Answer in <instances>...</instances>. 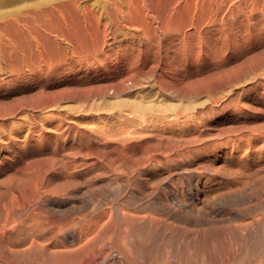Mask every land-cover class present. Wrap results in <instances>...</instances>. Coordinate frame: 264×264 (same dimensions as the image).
<instances>
[{"label": "bare ground", "instance_id": "6f19581e", "mask_svg": "<svg viewBox=\"0 0 264 264\" xmlns=\"http://www.w3.org/2000/svg\"><path fill=\"white\" fill-rule=\"evenodd\" d=\"M39 1L37 3L35 2L31 3L30 1H27L29 3L24 2L21 6L19 5L20 7H18V9H16L15 11L13 10L14 12L10 11V13L7 12L6 14L0 15V31L3 30L10 22L12 23L13 26L16 27V29L22 32L21 39L18 41H15L18 39V37H16L17 39H14V36L13 39L10 40L5 39L7 40L6 42L7 44H5V42L3 41L5 45V49L4 52L0 51V70L2 66L11 73L16 69L15 67L20 64L21 66H24L27 69H31L32 71H37L38 73H40L41 70L44 69L43 76L45 80H48L51 78L50 76V73L52 71L51 68L60 69L55 72L58 73L55 74V76L53 77V81H56V83L64 80L61 77V75L63 76L64 73L67 74L72 72L73 75L72 78L65 79L64 81L65 83H63L56 89L54 90L47 89V91L49 92H46V90L43 89V91H45V92L42 91L43 95L44 93H46V95L48 93V95L36 100V104L34 103L35 109L36 106L43 107L51 104L52 107L50 108H54L53 104H57L58 102H60V100L58 102L56 100L63 97L67 99H77L81 103L82 101L84 102L87 100L89 101L90 99L98 98L99 100L97 99V102L95 104L96 106L94 105L97 108V106L99 105L98 103L101 99H105L107 96L109 97L110 95H119L121 93H127L136 86L142 87V90L140 89V91L145 92V94L146 92L147 94L149 93L148 90L154 91V89H156L157 91H155V93L159 92L164 97H168V98L172 97V99L173 97L175 99L179 98L178 99L179 101L181 98H184L186 96L190 97V95L197 93L199 95V93H201V91L203 92L204 90H206V92L208 91L209 93L213 90L211 87H213L212 85L215 76L213 70L210 68V65H208L202 73H199V71L197 72L196 70L191 69L190 67L192 63L193 64L198 63V56L200 54V50L202 47L201 46L202 39L209 38L210 33L212 32L213 27L216 26L217 22L220 24L225 23L227 22L226 20H228L226 18L231 15L235 18L236 14L237 16H240V14H244L245 18L246 17L248 18L250 17L249 15H252L254 13L264 14V0H93L86 2L83 1L84 3H82V0H50L49 2L46 3H44L45 0L43 3H39ZM243 23H245V21ZM233 26H235V24ZM249 27H251V25ZM236 34H234V36ZM0 40L2 39L0 38ZM244 40L246 41V39ZM3 42L0 44H3ZM261 50H264V48H262ZM253 52H251L250 50V53ZM262 53H264V51H262ZM208 54L209 53H207V56H210ZM253 54L258 55L256 53ZM255 62L257 63V61ZM239 66L241 67V65ZM243 68L245 69V67ZM19 73H21V71ZM2 74H4V72ZM226 77H228V75ZM41 79L43 78L41 77ZM69 79L71 80L70 83L68 82ZM227 80L231 81V79L229 78ZM148 83H150V85H148ZM219 88L221 87L219 86ZM212 93L214 92L212 91ZM20 96H21L20 99H23L22 94ZM29 96L30 95H28V98ZM31 96H32L31 98L32 100L33 97H36L37 95L36 96L31 95ZM39 96H41V94ZM126 96L123 95V97L122 96L121 97L124 98ZM143 96L139 97L140 100L141 98H143ZM25 97L26 99H28L27 95ZM116 97L118 96H115L114 98ZM209 97L211 96L209 95ZM217 97L218 96H216L215 98ZM16 99H12L14 100L13 104L17 102V101L15 102ZM127 99L128 98H125L123 100L125 101ZM135 99L133 100L135 101ZM147 99L149 98H146V101ZM151 99H149L150 103L149 102L141 103L145 101L144 99H143L144 101L141 102L138 101V103L132 102L130 100V102L127 104L128 107L130 108L131 115L127 116L126 114V117L124 116V118L120 119V121L118 122H121V120L122 122L118 126L115 124V126L117 127L108 124V126L106 127L104 126L105 127L104 128V127H100L99 126L100 123H98V125L96 126H99V128L101 129L97 131V127H96L97 133L95 134H92L93 130L90 132V130L88 129L86 130V128H84L85 130L80 131L81 136L83 137L84 140L82 145H80L77 148L76 147L71 149L68 148V150L65 151L64 150L54 151L53 153H51V155L48 158L46 155L45 160L36 159L38 160L37 162H39V160H41L40 162H42V160L45 161L46 165L43 164L44 162L42 163L43 165L39 164L40 166L36 168V172L34 171V173H36V175L33 174V176L35 177V178L33 177L34 179L26 177L25 179L23 178L20 181L19 180L17 182L13 181L14 183L11 184L8 183L9 184L8 187L6 185L8 189L9 188L11 189L10 191H13V189L19 190L21 192V195L19 193L20 197L18 199L16 195L14 196V194L16 193V191H14V194L9 196L10 198L9 199L7 198L8 200H6L5 203L2 202L4 204V211L2 210L3 214L2 216L0 215L1 216L0 264H150L149 262H151L152 259H156L154 254L158 251V249H160L159 251H161V257L166 256L168 257L167 258L168 260L165 261L164 263L157 261V263L155 262L156 264H182L181 262L186 260L188 261V263L190 262L191 264H195L197 263V261H199V264H216L217 261L219 262L221 258L230 260L228 257H232V256H229V254L234 255L231 253V250L235 249L236 247L239 248V252L237 254L235 253L234 256L235 260L233 259V261H236L237 264L259 263L260 260L259 258H258V262L256 260H252L251 258H253L254 253H257L259 251V250L257 251L259 247L264 248V209L261 210V216L259 217L261 219V222L258 221L259 218L257 219L256 217H252L249 221L243 223L241 222L242 220L241 221L239 220L240 222L237 220L240 216H242V212H244V210L247 211L249 210L251 211L252 214V210H254L257 207L258 200H256L257 202L252 201V203L250 200H253L255 198L254 196L255 194H257L256 190L258 186L264 185V162L260 161L258 165L255 167L253 166L250 167L249 166L250 164L249 165L247 164L248 166L241 164L230 165L229 163H232L230 162V160L229 163L227 162L228 160L224 161L225 160L224 154L219 153L213 149L212 150L207 149L208 147L207 145L206 148H201V146H198V143H197L198 149H195L196 146L195 147L192 146V148L190 147L191 149H183L184 147L174 148V146L173 148H167L166 145L169 143V147H170L171 145L170 141L172 142L175 139V137L173 140L171 137H169L170 141L162 140L160 138L161 136H157L160 134H155L156 132L154 134L149 133L150 132L149 130L151 129L148 130L147 124L149 122L147 123L146 121L149 118L146 113L149 110H154V108H156L155 109L156 111L160 108L158 107V104H156L155 102L152 103ZM153 99H155L156 101V98ZM112 100L118 101L119 99L117 98ZM27 101L24 100L26 104ZM110 101L111 99H109L108 101L106 100L107 103L109 102L112 105L111 102L113 101L111 102ZM124 101L122 102L123 104H125ZM80 102H78L79 107L82 105V104L79 105ZM91 102L88 103L91 104ZM106 102L103 103L106 104ZM120 102L118 104H120ZM191 102L192 101L190 99V103ZM211 102L212 100L210 101V103ZM170 103L171 102H169V104ZM190 103H189L190 106L191 105L194 106L195 104V102H193L194 104L193 103L190 104ZM67 104L71 105L69 102ZM76 104L73 103V106L75 105V107L78 108ZM115 104L116 102L114 101V105ZM203 104L198 103V105H202V107ZM207 104L205 106H207ZM5 105L8 106L9 104L7 103ZM28 105L30 106L29 103ZM28 105L26 106L27 109H28ZM60 105H59V109L63 107V106L61 107ZM92 105L93 104H91V106ZM111 105L109 106L112 109L113 106ZM172 105L173 104H171L170 106ZM106 106L108 107V105ZM116 106L118 105H115L113 109ZM120 106L122 105L120 104ZM166 106L164 105V107ZM64 107L65 109L69 108L67 106ZM95 107L92 109H95V111H97ZM101 107L98 109H101ZM186 107L188 108L189 106L187 105ZM8 108L10 107H7L5 109H7L8 111ZM24 108H25V104H24ZM89 108H87V111H89ZM116 108L118 110L120 109L118 107ZM45 109L48 108L45 107L42 110ZM105 109L107 108H104V110ZM109 109L110 108H108L107 111L111 110ZM123 109L124 108H122L121 110ZM163 109L160 111L163 112L164 111ZM9 110L11 111V109ZM69 110L70 108L68 109V111ZM71 110L73 111V109ZM82 110L85 113L86 109H82ZM125 110L126 109H124L123 111ZM159 110L158 112H160ZM7 111L6 110L3 111L2 109L1 112L5 113ZM49 111L50 112L46 113L47 115L48 113H51V110ZM75 111L76 110H74V112ZM21 112H19V114H21ZM23 112L27 113L28 111L27 112L23 111ZM92 112L93 111H91V113ZM4 113H2V115ZM76 113L77 112H75V116ZM115 113L121 115L120 114L121 112L116 111ZM164 113H166V111H164ZM57 114H56V118L58 116ZM5 115L6 114H4V117H6ZM65 115L68 116V114ZM65 115L63 116L64 118ZM159 115H156V117ZM175 115L177 116L178 114L176 113ZM31 116L32 118H34L33 114ZM50 116H52V114ZM121 116H123V114ZM137 116L139 118H137ZM43 117L41 118V120L43 119ZM18 119L16 118L17 122ZM46 119L49 118L47 117ZM61 119L63 120V118ZM93 119H95V117ZM39 120L40 119H38V122ZM55 120L56 122L58 121L57 119ZM70 120H72V118ZM96 120L98 121V119H95V122ZM156 120H158V118ZM32 121L36 122L37 120L32 119ZM152 122H156V121L153 120ZM31 123L34 124V122ZM84 123H82V126ZM11 124L13 125V123H11L10 121V125ZM16 124L17 123L15 122L14 125ZM154 124L155 123H153L152 125ZM18 125L19 124H17V126ZM102 125L104 124L102 123ZM65 126L69 130L76 131V128L71 122ZM79 126L80 125H78V127ZM53 127L55 128V126ZM159 127L162 126L160 125ZM8 128H10L11 130V126ZM35 128H37V126H35ZM173 128H175V126ZM181 128L183 129V127ZM50 129L51 128H49V130ZM53 130L57 131L56 129ZM167 130L169 131V128ZM26 131L28 130L26 129ZM38 131H40V129ZM176 132H178V130ZM216 135L215 136L209 135V136L210 138H213V136L216 137ZM209 136L207 138H209ZM225 136H224L225 139L224 141H226ZM195 137L193 136V138ZM217 137H219V135H217ZM250 137H252V135ZM193 138L191 139L192 140L197 139V138L196 139ZM229 138L227 140H229ZM179 139L180 138H177V140ZM185 139H187V137ZM217 139L218 138H216V140ZM182 141L187 143V140H184V137ZM182 141L180 140V142ZM189 141L190 140L188 139V143ZM245 141L249 143L248 140ZM174 142H176V139ZM261 143L262 145H264V142ZM176 144H178V141L176 142ZM215 145L216 143L214 144V146ZM245 147L243 148L246 150L248 147L246 148ZM26 156L27 155H25L24 158ZM218 157L220 158L223 157L224 160L220 162H217L215 160L213 161L214 158L216 159ZM258 157H260V155ZM40 158H43V156ZM176 158H183V159L186 158L188 159L189 162L195 161L192 167L189 168L185 167V170H187L185 171V173L182 172L181 175H184L185 178L184 181L180 182L179 180L175 179L176 177L174 178L175 180L172 179L170 175L171 171L168 174H163L160 173L161 171L158 172L152 170L153 168L151 169V167H154L155 164L161 163L162 160L172 159L174 161V159ZM257 160L258 159H256V161ZM31 162L33 163V161ZM34 162L36 161L34 160ZM177 162H180V160H178ZM36 164L38 163H35V165ZM31 166L29 168H32ZM79 167L80 168L84 167L89 169L93 168V170L94 169L99 170L100 168L101 171L99 170V172H96V170H94L95 171L94 172L92 170L93 171L92 173H94L93 175L94 176L98 175L97 177L100 176L101 178H103L104 182L107 183V185H105L107 187L110 181L114 183H110L109 186L111 187L109 189L106 188L108 189L107 191L105 190L106 193L103 192L104 193L103 194L101 192L102 193L101 197L99 196L101 194L95 195L96 200L94 199V201L92 202L89 199L90 197L88 198V194H87L88 192H86L88 199L86 197H85L86 199L81 198L78 196L80 193H77L78 195L75 193L77 192V190H79L77 189L78 182L74 180L75 178L73 179L72 177L73 172L77 168L79 169ZM156 167L158 168V166ZM23 168L24 166L21 167L20 170ZM29 168L27 167V169ZM15 170L16 168H14V171ZM6 171H8V168ZM181 171L183 170L181 169ZM16 172L17 171L12 173L15 175L14 177L17 179L16 175L18 173ZM50 172L56 174L53 180L49 178L50 176L48 177V173ZM7 174H10V172ZM52 174L50 175L52 176ZM4 175H6V173ZM87 175L85 178H87ZM25 176L23 175V177ZM94 176L92 178L88 176V178H90L89 180L91 179L94 180L95 178H97V177L94 178ZM6 177H8V175H6ZM10 177H12V175ZM184 178L182 176L181 179ZM9 180L10 179H8V181ZM102 181L100 182V184L101 183L105 184ZM9 182H11V180ZM87 182L88 181H86V184ZM0 184L2 186L3 183ZM93 185L91 184L90 187L92 188ZM157 185L158 186L160 185V188L162 186L163 189L161 190L162 192L158 191L160 188L157 190ZM87 186H85V188ZM94 187H99V185ZM95 189L96 188L92 190L93 194L91 195L93 196L95 194L94 191H96ZM99 189H101V187H99ZM98 191H102V189L97 190V192ZM261 195L262 198H264V193L260 194V196ZM98 196L100 198L97 199ZM1 201H5V200L3 199ZM244 201H250V202L249 203L247 202L248 204L246 206L238 205L237 207L236 205H234V207L232 206V208L230 209H228L227 207L226 208L227 210L225 212L223 211L228 204L229 205L231 203L238 204V203H243ZM258 204L264 206L260 204V202ZM2 211L0 212L2 213ZM255 211L256 210H254V212ZM258 212L259 211L255 213L258 214ZM245 216H247L246 212H245ZM230 219L232 220L237 219L236 220L237 222L231 221ZM209 220H215L217 222L224 220L226 222V220H230V223L232 222V224L234 225V229H232L233 227L231 228L229 226L233 230V234L235 236L233 237V240L235 238L234 243H232L233 242L232 239H229L230 238L229 236H227L226 234L224 235L223 233L222 235L220 233L221 232L220 229H219L220 231L219 234L222 235L221 237L223 238L224 243L223 240H221V242L219 243L224 244L223 245L224 248L222 247L223 250L221 248L216 249L215 247H212V245L208 244V241H210V239L207 236H205L206 233L204 231L203 232L205 233V235L203 233L202 238L201 237L199 238V233H200L199 232L197 238L195 235L196 233L193 234L192 231H188L187 229H185L184 231L182 230L175 231L173 229L177 227V223L179 222H184L187 223L188 225L195 223H206ZM209 222L211 223V221ZM169 224L172 225V227L170 226L171 228L169 227ZM228 224L226 226H228ZM187 225L186 227L189 226ZM198 225L200 226L201 224ZM255 226L258 228V234L255 233ZM190 227L191 225L189 226V230ZM209 228H211V226ZM195 229L193 230L194 232H196ZM167 230L170 231H168L167 233ZM205 231H207V229ZM231 232L229 231V233ZM208 233L209 232H207V234ZM230 236L232 237V234ZM221 237L219 238L221 239ZM217 238L218 237L215 238L216 241H218ZM212 240H214V238ZM231 243L234 244L235 247L233 246L232 248ZM153 256L154 258H152ZM156 256L159 255L156 254ZM166 257L163 259H166ZM256 257L258 256H255V258ZM260 257L262 258L261 263L264 264V255L261 254ZM222 260L225 262L224 259ZM155 263L153 262L152 264Z\"/></svg>", "mask_w": 264, "mask_h": 264}, {"label": "rangeland", "instance_id": "374dc122", "mask_svg": "<svg viewBox=\"0 0 264 264\" xmlns=\"http://www.w3.org/2000/svg\"><path fill=\"white\" fill-rule=\"evenodd\" d=\"M27 1H30L31 3H34L35 1L34 0H0V15H3V14H6L7 12L8 13H10V11L11 12H14L16 9H18V7H20L24 2L26 3ZM32 1H34V2H32ZM39 0H37L35 3H37ZM50 0H45V2H44V0H40L39 1V3H46V2H49ZM86 2V1H93V0H82V3H84V2ZM27 3H29V2H27ZM20 5V6H19ZM6 7V8H5ZM14 10V11H13ZM261 15V16H260ZM250 17H246L245 18V15L244 14H240V16H237V14L235 15V18L231 15V16H229V17H227L226 19H228V20H226L227 22H225V23H222V24H220V23H218L217 22V24H216V26H214L213 27V29H212V32L210 33V36H209V38H204V39H202V41H201V50H200V54H199V56H198V63L197 64H191L190 65V67H191V69H194V70H196L197 72L199 71V73H202L205 69H206V67L208 66V65H210V68L213 70V73H214V81H213V87H211L212 89V91L214 92V93H212V91L211 92H209L208 93V91L206 92V90H204L203 92L201 91V93H199V95H198V93L197 94H193V95H190V97H188V96H186V97H184V98H181L180 99V101L178 100L179 98H174L173 97V99H172V97H164L163 95H161L159 92H157V93H155V91H157L156 89H154V91H150V90H148V94L150 95H148L147 94V92H146V94H145V92H143V91H140V89L142 90V87H138V86H136V87H134L133 89H131L129 92H127V93H121V94H119V95H110L109 97L107 96L105 99H101L100 101H99V107L97 106V108L95 107L96 105V102H97V99H90L89 101L87 100V101H82V103L80 102V101H78L77 99H67V98H59V99H57L56 101L58 102L59 100H60V102H55V103H57V104H53V107L54 108H50V107H52V104L51 105H47V106H49V107H47V106H43V107H37L36 106V109L38 110V112H37V110L34 108L35 106V104H36V100H38V99H40V98H43L44 96H47L48 95V93H47V95H46V93H44V95H43V92H45V91H43V89H45L46 90V92H49V91H47V89L48 90H54V89H56L57 87H59L60 85H62L63 83H65L64 81H65V79H68V78H72V72L71 73H64L63 74V76L61 75V77L64 79V80H62V81H60V82H58V83H56V81H53V77L55 76V74H57V73H55L56 71H58V70H60V69H53V68H51V73H50V76H51V78L50 79H48V80H45V78H44V69H42L41 70V72L40 73H38L37 71H32L31 69H27V68H25L24 66H21L20 64V66L19 65H17L15 68V70L13 71V72H9V71H7V69H5V68H3L2 66H1V72L3 73L4 72V74H2L1 72H0V109H1V111H2V109H3V111L4 110H6L7 111V109H5V108H7V107H10V108H8V113L7 112H1L0 114L2 115V113H4V114H6L5 116L6 117H4V114L1 116V118H0V183H3L2 184V186H1V184H0V202L2 203V202H6V200H8L10 197L9 196H11V195H13L14 194V191H16V193L14 194V196L16 195V197L19 199V197H20V195H21V192L19 191V190H15V189H13V191H10L11 189L9 188H7L8 187V185L9 184H11V183H14V182H17L18 180L20 181L21 179H25L26 177H28V178H33L34 176H33V174L34 175H36V173H34V171L36 172V168L37 167H39L40 165H43V164H45L46 165V163H45V161H43V160H45V158H46V155H47V158L51 155V153H53L54 151H65V150H68V148H77V147H79L80 145H82V143H83V137L81 136V130H85L84 128H86V130L88 129V130H90V132L92 131V134H95V133H97V131H99V129H101V128H99V126L100 127H106V126H108V124H111V125H113L114 127H117L119 124H121V122H122V120H121V122H118V121H120V119H122V118H124V116L126 117V114H127V116H129V115H131L130 114V108L128 107V104L127 103H129L130 102V100L132 101V102H136V103H138V101L139 102H141V101H144V102H141V103H150V100L149 99H151V102L152 103H156V104H158V107H162V104H163V107L160 109V110H162L163 108V110L164 111H166V113H164V111L163 112H161L159 109V111L160 112H158V110L156 111L155 109L156 108H154V110H149L146 114H147V116H148V120L146 121L148 124V130L149 129H151V130H149L148 132L149 133H155V134H160V135H157V136H161L160 138L162 139V140H168V141H170V138L169 137H171L172 138V140L174 139V137H175V139H176V142L178 141V144H176V142H174L175 141V139L171 142L170 141V143H171V145H170V147H169V143L166 145V147L167 148H173V146H174V148L175 147H177V148H183V149H191L192 148V146L193 147H195V149H198L197 147L198 146H201V148H206L207 146V149H213V150H215V151H217V152H219V153H222V154H224V159H223V157H218V158H214L213 159V161L215 160V161H217V162H220V161H222V160H224V161H227L228 163H229V160H230V162H232V163H229L230 165H233V164H235V165H246V166H248L249 164V166L250 167H255V166H257L258 165V163L261 161V162H264V159H262V158H264V145H262V143L261 142H264V138H262V137H264V136H262V135H264V64H262V63H264V61H262V60H264V55H262V54H264V53H262V51H264V50H261L262 48H264V43H262V42H264V17H262V16H264V14H261V13H254V14H252V15H249ZM254 16V17H253ZM258 17V18H257ZM232 18H233V20H232ZM242 18V19H241ZM237 19V20H236ZM237 22H235V21ZM239 20V21H238ZM249 20H250V22H249ZM254 20V21H253ZM245 21V23H243ZM262 21V22H261ZM232 22V23H231ZM235 22V23H234ZM259 22V23H258ZM242 23H243V25H242ZM254 23H257V24H254ZM229 24H230V26H229ZM235 24V26H233ZM239 24V25H238ZM222 25V26H221ZM238 25V26H237ZM251 25V27H249ZM254 25V26H253ZM256 25H258V26H256ZM9 26H10V28H9ZM232 26H233V28H232ZM240 26V27H239ZM9 29H8V28ZM222 27V28H221ZM228 27V28H227ZM242 27V28H241ZM245 27V28H244ZM14 28V29H13ZM245 30H244V29ZM256 28V29H255ZM261 28V29H260ZM217 29V30H216ZM253 29V30H252ZM228 32H227V31ZM4 31H6V32H4ZM227 33H226V32ZM234 31V32H233ZM251 31V32H250ZM220 32V33H219ZM245 32V33H244ZM261 32V33H260ZM5 33V34H4ZM17 33H18V35H17ZM236 33H238V34H236ZM8 36H7V35ZM234 34H236L235 36H234ZM257 34H258V36H257ZM260 34V35H259ZM2 35V36H1ZM11 35V36H10ZM16 35V36H15ZM21 35H22V32H20L18 29H16V27L15 26H13L12 25V23H8V25L3 29V30H1L0 31V38L2 39V40H0V43H2L3 41L5 42V44H7L6 42H7V40L9 39H13V36H14V39H17L16 37H18V39L17 40H15V41H18V40H20L21 39ZM227 35V36H226ZM20 36V37H19ZM237 37V38H236ZM248 37V38H247ZM261 37V38H260ZM241 38V39H240ZM252 38V39H251ZM5 39H7V40H5ZM228 39H229V41H228ZM244 39H246V41L244 40ZM259 39V40H258ZM212 40V41H211ZM262 41V42H261ZM4 42H3V44H0V46L2 47H0L1 48V50L0 51H3L4 52V49H5V45H4ZM216 42V43H215ZM239 44H238V43ZM253 44H252V43ZM246 43H249V44H246ZM259 43H261V44H259ZM258 44V45H257ZM4 45V46H3ZM251 46V47H250ZM253 46V47H252ZM255 46V47H254ZM208 47V48H207ZM243 47V48H242ZM245 48V49H244ZM253 49V50H252ZM256 49V50H255ZM250 50H251V52H253V53H256V54H258V55H254L253 53H250ZM261 50V51H260ZM209 51V52H208ZM203 53V54H202ZM207 53H209L208 55H210V56H207ZM228 53V54H227ZM261 53V54H260ZM219 54V55H218ZM261 56V57H260ZM259 60V61H258ZM255 61H257V63L255 62ZM210 63V64H209ZM217 63V64H216ZM250 64V65H249ZM239 65H241V67L239 66ZM236 66V67H235ZM19 67V68H18ZM21 67H22V69H21ZM222 67V68H221ZM232 67V68H231ZM243 67H245V69L243 68ZM26 70H25V69ZM230 68V69H229ZM237 68V69H236ZM19 69V70H18ZM200 69V70H199ZM241 69H243V70H241ZM239 70V71H238ZM16 71V72H15ZM21 71V73H19ZM29 71V72H28ZM7 72H8V74H7ZM256 72V73H255ZM32 73V74H31ZM225 73V74H224ZM241 73V74H240ZM247 73V74H246ZM255 73V74H254ZM228 75V77H226L227 75ZM246 74V75H245ZM2 75H3V77H2ZM8 78H7V77ZM41 77L43 78V79H41ZM232 77V78H231ZM236 77V78H235ZM225 78V79H224ZM231 79V81H229V80H227V79ZM235 78V79H234ZM69 79V83L71 82V80ZM20 80H22V81H20ZM42 80V81H41ZM224 80V81H223ZM227 80V81H226ZM225 82V83H224ZM229 82V83H228ZM221 83H223V84H221ZM215 84V85H214ZM148 85H150V83H148ZM218 86V88H217V86ZM38 86V87H37ZM219 86L222 88H219ZM25 87V88H24ZM35 87V88H34ZM39 88V89H37V88ZM42 87V88H41ZM216 87V88H215ZM28 88V89H27ZM23 89V90H22ZM26 89V90H25ZM42 89V90H41ZM147 89H149V88H147ZM220 89V90H219ZM3 92H2V91ZM31 90V91H30ZM137 92H136V91ZM21 91V92H20ZM28 91V92H27ZM43 91V92H42ZM134 91V92H133ZM216 91V92H215ZM18 92V93H17ZM154 92V93H153ZM206 92V93H205ZM26 93V94H25ZM28 93H30V94H28ZM32 93V94H31ZM34 93H35V95H34ZM37 93V94H36ZM134 93V94H133ZM153 93V94H152ZM211 93V94H210ZM10 94V95H9ZM16 94V95H15ZM22 94V97H23V99H20L21 98V95ZM41 94V96H39V95ZM138 94V95H137ZM145 94V95H144ZM201 94V95H200ZM204 94V95H203ZM207 94V95H206ZM214 94V95H213ZM216 94V95H215ZM219 94V95H218ZM19 95V96H18ZM24 95V96H23ZM27 95V98H28V95H33V96H36V97H33V99L31 100V98H32V96L30 97L29 96V98L28 99H26V96ZM123 97V95L124 96H126V97H124V98H122L121 96ZM133 95V96H132ZM138 97H137V96ZM146 97V98H149V99H147V101H146V98L144 97V96ZM155 96V97H153V96ZM198 95V96H197ZM209 95L212 97H209ZM39 96V97H38ZM115 96H118V97H116V98H114ZM120 96V97H119ZM140 96H143V98H141V100H140ZM148 96V97H147ZM162 96V97H161ZM195 96V97H194ZM216 96H218L217 98H215ZM11 97H13V98H10ZM38 97V98H37ZM112 97V98H111ZM158 97V98H157ZM8 98V99H7ZM17 98V99H16ZM35 98V99H34ZM119 99L120 101H121V99H122V101L120 102L119 100L117 101V100H114L115 102H116V104L115 105H118V106H116V107H118V108H120L119 110L115 107L114 109H113V107L115 106L114 105V101L112 100V99ZM125 98H128L127 100H123V99H125ZM130 98V99H129ZM136 98V99H135ZM137 98H139V99H137ZM153 98H156V101H155V99H153ZM160 98V99H159ZM167 98V99H166ZM207 98V99H206ZM211 98V99H210ZM219 98V99H218ZM3 99H4V101H3ZM6 99V100H5ZM12 99H16L15 100V104H13V102H14V100H12ZM18 99H20V100H18ZM65 99V100H64ZM109 99H111V101H113V102H111L112 103V105L108 102H106V100L108 101ZM133 99H135V101L133 100ZM144 99V100H143ZM163 99V100H162ZM164 99H166V100H164ZM190 99H191V103H190ZM217 99V100H216ZM9 100V101H8ZM24 100H28L27 101V104H26V102H24ZM62 100V101H61ZM73 102H72V101ZM80 102L79 103V105L80 104H82V105H84V106H78V102ZM93 100V101H92ZM94 100H95V102H94ZM99 100V99H98ZM104 100V101H103ZM129 100V101H128ZM137 100V101H136ZM149 100V101H148ZM159 102H161V103H159ZM173 100V101H172ZM176 100V101H175ZM187 100V101H186ZM207 100H209V101H207ZM212 100V102L210 103V101ZM215 100V101H214ZM77 103H75V102ZM92 101V102H91ZM106 102V104L105 103H103V102ZM124 101V103L125 104H123L122 102ZM128 101V102H127ZM164 103H163V102ZM202 101H203V103H202ZM205 101V102H204ZM207 101V102H206ZM216 102V103H214V102ZM70 103L71 105H69V104H67V103ZM72 102V103H71ZM91 102V104H93L92 106H91V104H89V103ZM94 102V103H93ZM120 102V104L122 105V106H120V104H118ZM158 102V103H157ZM169 102H171L170 104H169ZM193 102H195V104L193 103ZM9 104L8 106L7 105H5V104ZM11 103V104H10ZM28 103L30 104V106L28 105ZM35 103V104H34ZM61 105H60V104ZM63 103V104H62ZM73 103L74 104H76V106H78V108H80V109H78L77 107H75V105L73 106ZM88 103V104H87ZM167 103H168V105H167ZM185 103V104H184ZM189 103L190 104H194V106H190L189 105ZM198 103L200 104H203V107H202V105H198ZM208 103V104H207ZM211 105H210V104ZM4 106H3V105ZM24 104H25V108L27 109V105H28V109L26 110L25 108H24ZM126 104H127V107H126ZM161 104V105H160ZM171 104H173L172 106H170ZM175 104V105H174ZM189 106L188 108L186 107L187 105ZM207 104V106H205ZM20 105H22V106H20ZM55 105V106H54ZM59 105L62 107L61 109H59ZM87 105V106H86ZM88 105H90V106H88ZM95 105V106H94ZM105 105V106H104ZM106 105H108V107L106 106ZM109 105H111V106H113L112 107V109H113V111H112V109H111V107L109 106ZM160 105V106H159ZM164 105L166 106V107H164ZM178 107H177V106ZM184 105V106H183ZM186 105V106H185ZM208 105H210L211 106V108H210V106H208ZM20 106V107H19ZM64 106H67V107H69L70 108V110L68 111V109L69 108H66L65 109V107ZM73 106V107H72ZM97 109V111H95V109H92V108H94V107ZM102 106V107H101ZM120 106V107H119ZM174 106H176V107H174ZM183 106V107H182ZM212 106H214V107H212ZM12 107V108H11ZM31 107H33V108H31ZM48 108V109H45V110H42L43 108ZM85 107V108H84ZM89 107H91V108H89ZM101 107V109H98V108H100ZM124 108V109H126L125 111H123V110H121L122 108ZM157 107V106H156ZM167 107H169V108H167ZM191 107V108H190ZM201 107V108H200ZM205 107H206V109H205ZM209 107V108H208ZM14 108V109H13ZM18 108V109H17ZM87 108H89V111H87ZM104 108H107V109H105L104 110ZM108 108H110L109 110L110 111H107L108 110ZM199 108V109H198ZM204 108V109H203ZM212 108H213V110H212ZM9 109H11V111L9 110ZM32 109V110H31ZM40 109V110H39ZM65 109V110H64ZM71 109H73V111L71 110ZM82 109H86L85 110V113H84V111L82 110ZM117 109V110H116ZM167 109V110H166ZM178 109H180V110H178ZM201 109V110H200ZM17 110V111H16ZM31 110V111H30ZM49 110H51V113H48V115L46 114L47 112H50ZM54 110H56V111H54ZM74 110H76L75 112H77L76 113V116H75V112H74ZM79 110H81V111H79ZM129 110V111H128ZM178 110V111H177ZM14 111H16V112H14ZM23 111H28L27 113H25V112H22ZM36 111V112H35ZM44 111H45V113H44ZM59 111V112H58ZM73 113H72V112ZM91 111H93L92 113H91ZM109 112V113H107V112ZM121 112L120 114L122 115L123 114V116H121V115H119L118 113H115V112ZM156 111V112H155ZM203 111V112H202ZM209 111V112H208ZM10 112H12V113H10ZM19 112H21V114H19ZM30 112V113H29ZM39 112H40V114H39ZM42 112V113H41ZM54 112H55V114H54ZM62 112V113H61ZM66 112V113H65ZM69 112V113H68ZM80 112V113H79ZM96 112V113H95ZM111 112V113H110ZM160 114H158V113ZM180 112V113H179ZM182 112V113H181ZM201 112V113H200ZM11 115H10V114ZM17 113V114H16ZM45 114V116H44V114ZM58 113V114H57ZM72 113V114H71ZM100 113V114H99ZM105 113V114H104ZM114 113V114H113ZM125 113V114H124ZM149 113V114H148ZM151 113H152V115H151ZM155 115H154V114ZM164 113V114H163ZM168 113V114H167ZM173 113V114H172ZM177 113L178 115L176 116L175 114ZM184 113V114H183ZM210 113V114H209ZM7 114H9V115H7ZM12 114H14V115H12ZM21 116H19V115ZM27 114V115H26ZM29 114V115H28ZM34 115L33 117L34 118H32V116L31 115ZM39 114V115H38ZM42 114V115H41ZM52 114V116H50V115ZM56 114L58 115L57 116V118H56ZM65 114H68V116L67 115H65ZM88 116H87V115ZM99 114V115H98ZM139 114H140V112H139ZM145 114V113H144ZM202 114V115H201ZM24 115V116H23ZM27 117H26V116ZM41 115V116H40ZM53 115H55V116H53ZM65 115V118L63 117ZM79 115V116H78ZM104 115V116H103ZM154 115V116H153ZM156 115H159L160 116V118H159V116H157L156 117ZM162 115V116H161ZM164 115V116H163ZM165 115H166V117H165ZM175 115V116H174ZM205 117H204V116ZM209 115V116H208ZM14 116H15V118H14ZM22 116H23V119H22ZM37 116V117H36ZM39 116V117H38ZM44 116V117H43ZM62 116V117H61ZM93 116V117H92ZM97 116V117H96ZM100 116H102V117H100ZM143 116V115H142ZM141 116V117H142ZM147 116H146V118H147ZM151 116V117H150ZM180 116V117H179ZM4 117V118H3ZM29 117V118H28ZM43 117V119L41 120V118ZM48 117L49 119H46V118ZM52 117H54V118H52ZM60 117V118H59ZM79 117H81V118H79ZM85 117V118H84ZM95 117V119H98V121L96 120V122H95V119H93ZM105 117V118H104ZM121 117V118H120ZM140 117V118H141ZM144 117H145V115H144ZM156 117V118H155ZM12 118V119H11ZM14 118V119H13ZM16 118L18 119V122L16 121ZM21 118V119H20ZM36 118V119H35ZM59 118V119H58ZM61 118H63V120L61 119ZM68 118H69V120L72 118V120H68ZM74 118V119H73ZM90 118V119H89ZM92 118V119H91ZM101 118H103V119H101ZM137 118H139L138 116H137ZM158 118V120H160V121H158V120H156ZM161 118H162V120H161ZM3 119V120H2ZM25 119V120H24ZM31 119V120H30ZM32 119L33 120H37L36 122L35 121H32ZM38 119H40L39 120V122H38ZM52 119V120H51ZM55 119H57L58 121L56 122V120ZM61 119V120H60ZM79 119V120H78ZM82 119V120H81ZM88 119V120H87ZM119 119V120H118ZM203 119V120H202ZM13 120H15V121H13ZM22 120H23V122H22ZM31 122H34V124L33 123H31ZM81 120V121H80ZM94 120V121H93ZM99 120H100V122H99ZM109 120V121H108ZM114 120V121H113ZM153 120H155L156 122H152ZM10 121H11V123H13V125L11 124L10 125ZM29 123V125H28V123ZM85 123H84V122ZM86 121H88V122H86ZM161 121H162V123H161ZM164 121H166V122H164ZM15 122L17 123V124H19L18 126H17V124L16 125H14L15 124ZM26 122V123H25ZM48 122H49V124H48ZM56 124H55V123ZM61 122V123H60ZM72 123L73 125H74V127L76 128V131H72V130H69L65 125H67L68 123ZM81 124H80V123ZM94 122V123H93ZM107 122H109V123H107ZM207 122H210V123H207ZM20 123H22V124H20ZM39 125H37V124ZM40 123H41V125L42 126H44V127H42L41 125H40ZM46 123V124H45ZM52 123V124H51ZM57 123H58V125H57ZM80 125L79 127H78V125ZM82 123H84L83 124V126H82ZM89 123V124H88ZM98 123H100L99 124V126H96V125H98ZM102 123L104 124V125H102ZM107 123V124H106ZM153 123H155L154 125H152ZM201 123V124H200ZM3 124V125H2ZM7 124H9V125H7ZM24 124H26V125H24ZM55 124V125H54ZM62 124H63V126H62ZM91 124V125H90ZM115 124L117 125V126H115ZM151 124V125H150ZM158 124V125H157ZM163 124H164V126H163ZM166 124V125H165ZM207 124V125H206ZM254 124V125H253ZM4 125H6V126H4ZM34 125V126H33ZM76 125V126H75ZM152 126V127H150V126ZM162 126V127H159V126ZM182 125V126H181ZM185 125V126H184ZM206 125V126H205ZM250 125V126H249ZM11 126V130H10V128H8V127H10ZM35 126H37V128H35ZM41 126V127H40ZM53 126H55V128L53 127ZM60 126V127H59ZM95 126V127H94ZM175 126V128H173ZM204 126V127H203ZM209 126V127H208ZM5 127V128H4ZM12 127H13V129H12ZM15 127V128H14ZM19 127V128H18ZM24 127V128H23ZM26 127V128H25ZM34 127V128H33ZM45 127H49V128H53V129H56L57 131H54L53 129L51 130H49V128H48V130H47V128H45ZM89 127V128H88ZM91 127V128H90ZM94 127V128H93ZM96 127H97V131H96ZM104 127V128H105ZM164 127V128H163ZM178 127V128H177ZM180 127V128H179ZM181 127H183V129L181 128ZM191 127V128H190ZM195 127V128H194ZM198 127H200V128H198ZM202 127V128H201ZM212 127V128H211ZM33 128V129H32ZM42 128V129H41ZM159 128V129H158ZM169 128V131L167 130ZM197 128V129H196ZM207 128V129H206ZM3 129V130H2ZM26 129L28 130V131H26ZM31 129V130H30ZM37 129V130H36ZM40 129V131H38ZM66 129V130H65ZM95 129V130H94ZM155 131H154V130ZM158 129V130H157ZM179 129H181V130H179ZM200 129V130H199ZM211 129V130H210ZM7 130V131H6ZM9 130V131H8ZM14 130V131H13ZM23 130V131H22ZM36 130V131H35ZM161 130V131H160ZM164 130H166V131H164ZM174 130V131H173ZM178 130V132H176ZM184 131V133H183V131ZM196 130H198V131H196ZM3 131V132H2ZM43 131V132H42ZM62 131V132H61ZM158 131V132H157ZM171 131V132H170ZM173 131V132H172ZM180 131H181V133H180ZM189 131V132H188ZM208 131V132H207ZM3 133V135H2V133ZM10 132V133H9ZM24 132H26V133H24ZM37 132H38V134H37ZM94 132V133H93ZM170 132V133H169ZM174 132H175V134H174ZM187 132V133H186ZM195 132V133H194ZM198 132H199V135H198ZM204 132V133H203ZM6 133V134H5ZM12 133V134H11ZM40 133V134H39ZM45 133V134H44ZM55 133H57V134H55ZM60 133V134H59ZM77 133V134H76ZM164 133V134H163ZM178 133H179V135H178ZM194 133V134H193ZM201 133H202V135H201ZM205 133H206V135H205ZM212 133V134H211ZM216 133H217V135H219V137L221 138V140L223 141V143H222V141L220 140V138L219 137H217V135H216ZM219 133V134H218ZM221 133H222V135H221ZM224 133H225V135H224ZM12 136H11V135ZM13 134H14V136H13ZM16 134V135H15ZM169 135V136H167V135ZM172 134V135H171ZM260 134H261V136H260ZM9 135V136H8ZM21 135V136H20ZM174 135V136H173ZM179 137H178V136ZM181 135V136H180ZM183 135V136H182ZM190 135H192V136H190ZM195 135H196V137H195ZM209 135H216V137H214L213 136V138H210V136ZM228 135H229V137H228ZM234 135H235V137H234ZM241 135V136H240ZM242 135H244V136H242ZM252 135V137H250ZM3 136V137H2ZM5 136V137H4ZM16 136V137H15ZM18 136V137H17ZM25 136H27V137H25ZM68 136V137H67ZM76 136V137H75ZM163 136V137H162ZM167 136V137H166ZM173 136V137H172ZM176 136H177V138H180L179 140H177V138H176ZM193 136L195 137V138H193ZM201 136V137H200ZM204 136V137H203ZM209 136V138H207ZM224 136H225V138H226V141H224L225 139H224ZM240 136V137H239ZM247 136V137H246ZM8 137H10V138H8ZM11 137H13V138H11ZM45 137V138H44ZM183 137H184V140H187V143H185L184 141H182V139H183ZM187 137V139H185ZM189 137H191V138H193V139H196V140H192L191 138H189ZM202 138V139H200V138ZM250 138V140H249V138ZM259 137V138H258ZM5 138V139H4ZM8 138V139H7ZM37 140H36V139ZM75 138H76V140H75ZM164 138V139H163ZM216 138H218L217 140H216ZM229 138V140H227ZM236 138V139H235ZM238 138V139H237ZM2 139H4V140H2ZM7 139V140H6ZM22 139V140H21ZM72 139V140H71ZM82 139V140H81ZM188 139L190 140L189 141V143H188ZM199 139V140H198ZM208 139H209V141H208ZM214 139H215V141H214ZM234 139V140H233ZM243 139V140H242ZM248 140V142L249 143H247V141H245V140ZM256 139V140H255ZM258 139V140H257ZM261 139V140H260ZM32 140V141H31ZM36 140V141H35ZM74 140V141H73ZM180 140L182 141V142H180ZM201 140V141H200ZM203 140V141H202ZM206 140H207V142H206ZM214 142H213V141ZM237 140H238V142H237ZM240 140H242V141H240ZM252 140H253V142H252ZM255 140V141H254ZM58 141V142H57ZM195 141V142H194ZM220 143H218V142ZM230 143H229V142ZM231 141H233V142H231ZM235 141V142H234ZM192 142H193V144H192ZM206 142V143H205ZM209 142H210V144H209ZM245 142V143H244ZM256 142H258V143H256ZM74 143V144H73ZM77 143V144H76ZM174 143V144H173ZM182 143V144H181ZM191 143V144H190ZM195 143V144H194ZM197 143H198V146H197ZM201 143V144H200ZM203 143V144H202ZM212 143V144H211ZM216 143V145L214 146V144ZM227 143H229V144H227ZM251 143V144H250ZM61 144V145H60ZM173 144V145H172ZM176 144V145H175ZM182 146H181V145ZM185 144H187V145H185ZM205 144V145H204ZM236 144H238V145H236ZM243 144V145H242ZM254 146H253V145ZM71 145V146H70ZM74 145V146H73ZM184 145V146H183ZM207 145V146H206ZM248 147L246 150L243 148V147ZM256 145V146H255ZM2 146V147H1ZM64 146V147H63ZM186 146V147H185ZM205 146V147H204ZM209 146H210V148H209ZM212 146V147H211ZM231 148H230V147ZM235 146V147H234ZM243 146V147H242ZM11 147V148H10ZM63 147V148H62ZM67 147V148H66ZM191 147V148H190ZM242 147V148H241ZM245 147V148H246ZM260 147V148H259ZM65 148V149H64ZM215 148V149H214ZM241 148V149H240ZM262 148V149H261ZM9 149V150H8ZM13 149V150H12ZM21 149V150H20ZM34 149V150H33ZM43 149V150H42ZM194 149V148H193ZM229 149V150H228ZM238 149H239V151H238ZM243 149V150H242ZM257 149V150H256ZM259 149V150H258ZM17 150V151H16ZM29 150V151H28ZM228 150V151H227ZM231 150V151H230ZM15 151H16V153H15ZM19 151V152H18ZM234 151V152H233ZM241 151V152H240ZM259 151V152H258ZM261 151V152H260ZM11 152V153H10ZM246 154H245V153ZM253 152V153H252ZM254 152H256V153H254ZM21 153V154H20ZM23 153V154H22ZM48 153H50V154H48ZM227 153H229V154H227ZM239 153V154H238ZM241 153V154H240ZM252 153V154H251ZM30 154V155H29ZM44 154V155H43ZM260 155V157H258L259 155ZM25 155H27L25 158H24V156ZM38 155V156H37ZM232 155V156H231ZM238 155H240V156H238ZM242 155V156H241ZM243 155H244V157H243ZM247 155H249V156H247ZM253 155V156H252ZM254 155H256V156H254ZM22 156V157H21ZM33 156H34V159H33ZM43 156V158H40V157H42ZM230 156V157H229ZM20 157V158H19ZM38 157V158H37ZM232 157V158H231ZM234 157V158H233ZM242 157V158H241ZM250 157V158H249ZM254 157H256V158H254ZM258 157V158H257ZM8 158V159H7ZM30 158V159H29ZM236 158V159H235ZM240 158V159H239ZM31 159H33V160H31ZM36 159H43L42 160V162H40L41 160H39V162H37L38 160H36ZM239 159V160H238ZM246 159V160H245ZM251 159V160H250ZM256 159H258L257 161H256ZM260 159V160H259ZM33 161V163L31 162V161ZM34 160L36 161V162H34ZM172 160V159H171ZM162 160V164L161 163H159V164H155L154 165V167H151V169L152 170H154V171H158V172H160V173H163V174H168L170 171H171V173H170V175H171V178L172 179H174L175 177V179H177V180H179L180 182L181 181H184L185 180V178H184V175H181L182 174V172L183 173H185V171H187V170H185V167H192L193 166V163H195V161H192V162H189L188 161V159H183V158H176V159H174V161L172 160ZM178 160H180V162H177ZM187 163H186V162ZM243 161V162H242ZM26 162V163H25ZM44 162V163H43ZM175 162V163H174ZM184 164H182V163ZM237 162V163H236ZM250 162V163H249ZM252 162V163H251ZM254 162H256V163H254ZM29 163V164H28ZM35 163H38V164H36L35 165ZM43 163V164H42ZM165 163H167V164H165ZM181 165H179V164ZM192 163V164H191ZM244 163V164H243ZM21 164H22V166H21ZM40 164V165H39ZM174 164V165H173ZM177 164V165H176ZM248 164V165H247ZM256 164V165H255ZM6 165H8V166H6ZM18 165H19V167H18ZM29 168L31 165V167L32 168H29V169H27V167ZM166 165V166H165ZM168 165V166H167ZM172 165V166H171ZM188 165V166H187ZM24 166V168L26 169H21L20 170V168L21 167H23ZM156 166H158V168L156 167ZM160 166V167H159ZM165 166V167H164ZM180 166V167H179ZM183 166V167H182ZM167 167V168H166ZM182 167V168H181ZM4 168V169H3ZM7 168H8V171H6L7 170ZM14 168H16V170L15 171H17L16 173H18L16 176H17V179L14 177L15 175L13 174L15 171H14ZM155 168V169H154ZM169 168V169H168ZM6 169V170H5ZM158 169V170H157ZM166 169V170H165ZM174 169V170H173ZM176 169H178V170H176ZM181 169L183 170V171H181ZM77 170V171H76ZM74 172H73V174H72V177H73V179L74 180H76L77 182H78V184H77V189H79V190H77V192H75L76 194L77 193H80L78 196L79 197H81V198H84V199H86L87 198V194H88V198L91 200V202L92 201H94V199L96 200V196L95 195H98V194H101V195H99L100 197L102 196V193L104 192V193H106L105 192V190L107 191L111 186H109L110 185V183H114V182H111L110 181V183H108L109 185H108V187L107 186H105V185H107V183H105L104 182V179L103 178H101L100 176V178L99 177H97V176H94L93 174L94 173H92L94 170H96V172H99V170L101 171V169L99 168V170L98 169H94L93 170V168H91V169H89V168H84V167H79V169L77 168ZM86 170H87V172H86ZM90 170V171H89ZM93 170V171H92ZM165 170V171H164ZM173 170V171H172ZM24 171H28L27 173L26 172H24ZM30 171V172H29ZM163 171V172H162ZM10 172V174L12 175V177H10L11 175L10 174H7V173H9ZM13 172V173H12ZM22 172V173H21ZM32 172V173H31ZM82 172V173H81ZM85 172V173H84ZM95 172V171H94ZM6 173V175H8V177H6V175H4ZM15 173V174H16ZM53 172H50V173H48V177L51 179V180H53L54 178H55V176H56V174H52ZM88 175H87V174ZM92 173V174H91ZM177 173H179V174H177ZM25 174H26V176H25ZM27 174H29V175H27ZM32 176H31V175ZM50 174H52V176L50 175ZM92 176H91V175ZM2 175V176H1ZM23 175L25 176V177H23ZM86 175H87V178H85L86 177ZM180 175H181V177H180ZM18 176H19V178H18ZM21 176V177H20ZM88 176L89 177H93L94 176V178L95 177H97V178H93L94 180H89L90 178H88ZM173 176V177H172ZM177 176H178V178H177ZM182 176H183V178L184 179H181L182 178ZM6 177V178H5ZM52 177V178H51ZM79 177V178H78ZM84 177V178H83ZM14 178H15V180H14ZM35 178V177H34ZM33 178V179H34ZM8 179H10L11 180V182H9L8 181ZM13 179V180H12ZM80 179V180H79ZM83 179H84V181H83ZM88 179V180H87ZM103 181H102V180ZM174 179V180H175ZM88 181L87 182V184H88V186H87V184H86V181ZM3 181V182H2ZM14 181V182H13ZM92 181V182H91ZM95 181V182H94ZM97 181V182H96ZM99 181V182H98ZM104 182L105 184H103V183H101L102 184V186H101V184H100V182ZM9 183V184H8ZM93 185V187L94 186H98L99 185V187H101V189H102V191H98L97 192V190H101V189H99V187H94V188H96L95 190L96 191H94V196L93 195H91V194H93V192H92V190H94V188L92 187H90V185L91 184ZM5 184V185H4ZM96 184H98V185H96ZM6 185H7V187H6ZM80 185V186H79ZM87 186L86 188H85V186ZM112 185H114V184H112ZM5 186V187H4ZM262 186H264V185H259L258 186V188H257V190H256V192H257V194H255V200L253 199V200H250L251 201V203H252V201L254 202H257L256 200H258V202H257V207L254 209V210H256L255 212H257V211H259L260 212V215H259V212H258V214L257 213H255L254 212V210H252V214H251V211H247V210H244V212H242V216H240L239 218H238V220L237 221H241L242 223L243 222H247V221H249L252 217H256L257 219L261 216V210L262 209H264V206H261V205H259L258 203L260 202V204H262V205H264V198H262V195L260 196V194H262V193H264V187H262ZM73 187V186H72ZM81 187V188H80ZM85 189H84V188ZM102 187H104V188H102ZM156 187V186H155ZM261 187V188H260ZM90 188H91V190H90ZM106 188H108V189H106ZM160 188V185L158 186L157 185V190ZM84 189V190H83ZM87 189V190H86ZM262 189V190H261ZM9 190V191H8ZM89 190H90V192H89ZM161 190H163L162 189V186H161V188L158 190L159 192H162ZM261 190V191H260ZM18 191V192H17ZM83 193H82V192ZM260 191V192H259ZM85 192V193H84ZM86 192H88L87 194H86ZM97 192V193H96ZM102 192V193H101ZM255 192V193H256ZM10 193V194H9ZM19 193H20V195H19ZM103 193V194H104ZM3 194V195H2ZM84 194V195H83ZM83 196V197H82ZM97 197V199L98 198H100V197ZM86 197V198H85ZM92 197H93V200H92ZM8 198V199H7ZM87 198V199H88ZM258 198H260V199H258ZM5 200V201H1V200ZM89 200V201H90ZM259 200H261V201H259ZM250 201H244L243 203H244V205H243V203H238V204H228L226 207H225V209L223 210L224 212L227 210L226 208L228 207V209H230V208H232V206L234 207V205H236L237 207H238V205H240V206H246ZM90 202V203H91ZM246 202V203H245ZM248 202V203H247ZM0 203V204H1ZM89 203V204H90ZM2 207H3V209H2ZM260 207V208H259ZM4 211V204L2 203L1 205H0V211ZM3 211H2V213L0 212V215L2 216V214H3ZM222 211V212H223ZM245 212H246V214H247V216H245ZM248 213H249V216H248ZM256 214V215H255ZM251 215V216H250ZM1 216H0V218H1ZM258 216V217H257ZM231 221H234V222H237L236 220H232V219H230ZM230 220H226V222H225V220L224 221H215V220H209V221H211V223L208 221V222H206V223H195V224H188L189 226L191 225V227H190V230H189V226L187 225V223H184V222H179V223H177V227H175V228H173L175 231L176 230H178V231H184L185 229H187L188 231H192V233L193 234H195L196 235V237L198 238V233H199V238L201 237L202 238V236H203V233L205 232L206 233V235H205V233H204V235L205 236H207L209 239H210V241H208V244H210V245H212V247H215L216 249H222V247H223V243H224V240H223V238L221 237L223 234L225 235H227V236H229L230 238L229 239H232L233 240V237H235L234 236V234H233V230L232 229H234V225L232 224V222L230 223ZM239 221V222H240ZM258 221H260L261 222V219L259 218L258 219ZM222 222V223H221ZM223 222H225V223H229L228 224V226H226L227 224H225V223H223ZM184 225V227H183V225ZM210 223V224H209ZM218 223V224H217ZM220 223H221V225H220ZM198 224H201L200 226L198 225ZM208 224V225H207ZM217 224V225H216ZM232 224V225H231ZM179 225V226H178ZM186 225L188 226V227H186ZM203 225V226H202ZM205 225H206V227H205ZM226 227H225V226ZM172 227V225H170L169 224V227ZM181 226V227H180ZM196 226V227H195ZM197 226H198V228H197ZM202 226V227H201ZM211 226V228H209ZM215 226H216V228H215ZM219 226H221V227H219ZM232 228H230V227ZM170 227V228H171ZM180 227V228H179ZM199 227H201V228H199ZM207 229V231H205L206 229ZM223 227V228H222ZM170 228H168V229H170ZM192 228V229H191ZM196 228V229H195ZM213 228V229H212ZM225 228V229H224ZM195 229V231L196 232H194L193 230ZM219 229H220V231H219ZM222 229V230H221ZM226 229H227V232L229 233V231L231 232V230H232V232L231 233H229V235H228V233L226 232ZM228 229H229V231H228ZM170 230H172V229H170ZM170 230H167V233H168V231H170ZM173 230V231H174ZM186 230V231H187ZM218 230V231H217ZM198 231V232H197ZM204 231V232H203ZM223 231H225V232H223ZM207 232H209L208 234H207ZM215 232V233H214ZM218 232V233H217ZM219 232L222 234H219ZM214 233V234H213ZM255 233L256 234H258V228L255 226ZM212 234V235H211ZM217 234H218V236H217ZM232 234V237L230 236ZM212 236V237H211ZM214 236V237H213ZM218 237L217 238V240L218 241H216V237ZM219 237H221V239L219 238ZM214 238V240H212ZM227 239H228V237H227ZM220 240V241H219ZM221 240H223V243L221 244V243H219V242H221ZM231 240V241H232ZM234 240H235V238H234ZM234 240H233V242L232 243H234ZM211 241H212V244H211ZM217 242V243H216ZM158 243V242H157ZM231 243V245H232V248H233V246L235 247V245L234 244H232ZM218 244V245H217ZM222 246H221V245ZM214 245H217V246H214ZM224 248V247H223ZM203 249V248H202ZM202 249H200V250H202ZM235 249H237V250H235ZM235 249H232L231 250V253L232 254H234V255H230L229 254V256H232V257H228L230 260H228V259H225V258H221L220 259V261L218 262L217 261V263L216 264H226V262H227V264H237V262L236 261H233V259L235 260V253L237 254L238 252H239V248L238 247H236ZM160 249H158V251L154 254V256H155V258L157 259H152L151 260V262H149L150 264H152L153 262L155 263H157V261L159 262H162V263H164L165 261H167L168 259V257H166V256H162L161 257V251H159ZM199 250V251H200ZM223 250V249H222ZM259 250V251H258ZM234 251V252H233ZM257 253H254L253 255V258H255V256H258V257H256L255 259H253V258H251L252 260H256L257 262H258V258L261 260H259V263L258 264H262L261 262H262V256L260 257V255L262 254V255H264V252H262V251H264V248H262V247H259L258 249H257ZM262 253H261V252ZM256 252V251H255ZM259 253V254H258ZM261 253V254H260ZM156 254L157 255H159V256H156ZM154 256L152 257V258H154ZM159 259H158V258ZM161 257V258H160ZM166 257V259H163V258H165ZM161 259H163V260H161ZM222 259H224L225 260V262L222 260ZM222 261V262H221ZM231 263H230V262ZM185 262V263H184ZM155 263V264H156ZM182 264H191L190 262L188 263V261L186 260V261H182L181 262ZM195 264H199V261H197V263H195Z\"/></svg>", "mask_w": 264, "mask_h": 264}]
</instances>
